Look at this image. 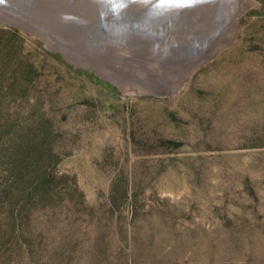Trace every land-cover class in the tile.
<instances>
[{
    "label": "rangeland",
    "instance_id": "1",
    "mask_svg": "<svg viewBox=\"0 0 264 264\" xmlns=\"http://www.w3.org/2000/svg\"><path fill=\"white\" fill-rule=\"evenodd\" d=\"M16 21L0 16V264H264V0L194 64L93 67Z\"/></svg>",
    "mask_w": 264,
    "mask_h": 264
},
{
    "label": "water",
    "instance_id": "2",
    "mask_svg": "<svg viewBox=\"0 0 264 264\" xmlns=\"http://www.w3.org/2000/svg\"><path fill=\"white\" fill-rule=\"evenodd\" d=\"M73 1L64 0V3L56 5L54 0H2L0 16L18 18L21 22L28 23L34 29L63 44L62 50L69 48V51L71 50L78 58L89 62L93 67L96 65L95 62H100V59L111 64L135 59L137 64L144 66V64L147 65L146 61L149 62V58L157 57L163 52L169 54V60H182L187 57L196 60L211 47L213 41L225 29L226 19H230V15L226 16L225 23H220L216 28L207 29L208 26L194 22L196 20L193 18L199 13L192 15L193 23H184V18L175 8L171 11L168 23L163 24L159 20L153 27L156 43L136 57L130 53L128 55L119 53L118 50L113 51L116 48L115 43L105 31L107 23L104 22L113 11V0H103L100 13H92L91 19H86V12L76 17L71 15L70 18L66 16L68 14H63L62 22L52 18L54 13H61L57 6H71ZM124 2L133 3L134 1L124 0ZM152 2L158 5L154 0ZM98 19L102 22L97 21Z\"/></svg>",
    "mask_w": 264,
    "mask_h": 264
},
{
    "label": "bare ground",
    "instance_id": "3",
    "mask_svg": "<svg viewBox=\"0 0 264 264\" xmlns=\"http://www.w3.org/2000/svg\"><path fill=\"white\" fill-rule=\"evenodd\" d=\"M133 1V3H125L124 0H113V11L104 22L107 23L105 31L115 43L116 48L113 51L118 50L120 51L119 53H130L132 56L138 57L141 52H145L146 48L156 43L153 27L157 25L159 20L163 24L168 23L171 11L175 8L179 10L181 17L184 18V23L192 22V15L196 14V12L199 13V18L203 20V25H201L209 24L207 29L216 28L220 23H225L224 19L230 15V19H226L225 29L213 41V46L211 45L202 54L203 56L211 49L214 50L225 39L228 41L233 38V29L236 25L237 16L252 0H198L194 4L192 0H154L158 5L152 2L153 0ZM61 2L64 3V0H54L56 5ZM102 5L103 0H74L71 6H57L61 13H54L52 18L62 22V19H64L63 14H68L66 15L68 17H71V15L76 17L86 12V19H91L92 13H100ZM97 21L102 22L100 19ZM16 22L23 24L21 21ZM228 27L229 29L227 30ZM190 61L191 64L195 62L193 60ZM146 62L149 63L148 61Z\"/></svg>",
    "mask_w": 264,
    "mask_h": 264
},
{
    "label": "clouds",
    "instance_id": "4",
    "mask_svg": "<svg viewBox=\"0 0 264 264\" xmlns=\"http://www.w3.org/2000/svg\"><path fill=\"white\" fill-rule=\"evenodd\" d=\"M196 2H198V0H192V3H193V4L196 3Z\"/></svg>",
    "mask_w": 264,
    "mask_h": 264
},
{
    "label": "snow or ice",
    "instance_id": "5",
    "mask_svg": "<svg viewBox=\"0 0 264 264\" xmlns=\"http://www.w3.org/2000/svg\"><path fill=\"white\" fill-rule=\"evenodd\" d=\"M0 2H2V0H0Z\"/></svg>",
    "mask_w": 264,
    "mask_h": 264
}]
</instances>
